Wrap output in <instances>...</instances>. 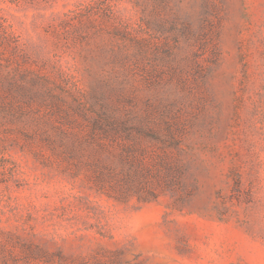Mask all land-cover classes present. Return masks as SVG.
<instances>
[{"label":"rangeland","instance_id":"374dc122","mask_svg":"<svg viewBox=\"0 0 264 264\" xmlns=\"http://www.w3.org/2000/svg\"><path fill=\"white\" fill-rule=\"evenodd\" d=\"M0 264H264V0H0Z\"/></svg>","mask_w":264,"mask_h":264}]
</instances>
